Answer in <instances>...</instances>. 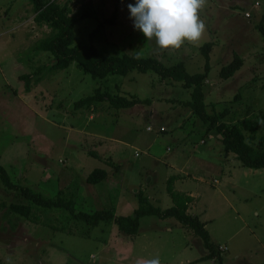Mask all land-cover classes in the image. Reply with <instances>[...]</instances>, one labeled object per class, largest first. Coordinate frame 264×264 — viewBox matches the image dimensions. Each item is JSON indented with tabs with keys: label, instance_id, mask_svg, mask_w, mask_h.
<instances>
[{
	"label": "rangeland",
	"instance_id": "obj_1",
	"mask_svg": "<svg viewBox=\"0 0 264 264\" xmlns=\"http://www.w3.org/2000/svg\"><path fill=\"white\" fill-rule=\"evenodd\" d=\"M134 2L58 0L74 12L88 3L96 9L98 20L76 25L75 44L105 56L153 57L165 66L182 62L193 75L203 71L200 47L212 42L203 86L206 111L227 110L223 121L243 122L246 142L255 152L264 151V38L256 29L264 0H207L200 12L206 25L202 39L165 52L134 30L127 7ZM114 9V24L100 27ZM33 19L28 0H0V166L12 182L46 198L71 200L76 212L128 216L137 208L138 191L154 207H171L166 184L175 176L174 190L195 196L188 211L205 222L223 264H264V169L242 167L223 151L219 135L183 105L190 90L153 73L99 80L75 62L55 70L48 54L32 50L50 33ZM235 55L241 68L222 80L219 71ZM32 72L27 92L19 77ZM96 89L151 103L74 108ZM95 169L107 177L89 184L86 178ZM13 203L27 201L0 184V264H136L155 256L161 264H217L197 261L207 253L202 241L172 218L142 217L138 234L128 237L113 224L92 228L60 209L32 206L38 221H29L9 211Z\"/></svg>",
	"mask_w": 264,
	"mask_h": 264
},
{
	"label": "trees",
	"instance_id": "obj_2",
	"mask_svg": "<svg viewBox=\"0 0 264 264\" xmlns=\"http://www.w3.org/2000/svg\"><path fill=\"white\" fill-rule=\"evenodd\" d=\"M79 1V0H78ZM31 6L34 19L37 25H45L50 29L47 37L34 43L32 50L48 54L51 58V67L55 70L67 69L72 63H77L84 74L93 79L103 80L110 75L127 76L132 72L140 74L153 73L159 80L168 82H180L185 90H190V100L183 103L209 129L219 135V142L223 151L234 154L242 167L259 170L264 169V151L255 152L250 143L246 142L240 124L236 121L226 123L223 118L228 111L224 110L219 114H209L206 111L207 105L204 102L203 86L210 71L209 54L213 43L203 44L199 52L204 57L203 71L197 74H188L182 62L172 66H165L158 59L153 57H134L128 54L105 56L95 47H77L75 44V28L80 21L86 19L98 20L96 9L90 4H81L74 12L69 3H58V0H28ZM117 18V9H114L109 18L102 19L99 26L113 25ZM256 29L264 38V14ZM94 34V33H92ZM242 66V59L235 55L230 63L223 66L219 71L222 80L231 78ZM31 74L22 75L20 81H24L25 91L30 90ZM38 81V79H37ZM238 98V97H236ZM98 102H107L115 109L133 108L140 104H150L149 99L141 100L136 96L113 95L96 89L93 94L86 96L74 103V108L90 107ZM238 122V123H237ZM165 129V128H164ZM166 131V130H165ZM253 140V137L251 138ZM92 156H97L95 153ZM107 173L103 169L93 170L86 178L87 183L97 184L106 179ZM175 176L167 180L166 192L171 198L172 206L166 209L154 207L148 197L142 192L136 193L137 208L131 215L116 216L112 210L95 211L92 213L76 212L71 200L63 197L46 198L41 194L20 185L14 184L6 170L0 166V184L8 191L18 192L27 203H13L9 205V211L29 221L37 222L38 216L34 213L32 206L42 209H60L68 212L69 217L74 221H80L89 227H97L99 224H113L119 233L128 237L138 234L139 221L142 217L155 216L159 219L172 218L183 228L189 230L198 237L207 253L197 261L213 260L217 264H223L219 248L211 241L205 229V222L200 221L196 216L190 214L189 207L194 198L184 192H177L173 188Z\"/></svg>",
	"mask_w": 264,
	"mask_h": 264
},
{
	"label": "clouds",
	"instance_id": "obj_3",
	"mask_svg": "<svg viewBox=\"0 0 264 264\" xmlns=\"http://www.w3.org/2000/svg\"><path fill=\"white\" fill-rule=\"evenodd\" d=\"M207 0H135L129 4V19L134 30L147 41H154L157 51H176L185 44L198 43L206 31L200 18ZM136 264H161L159 256L140 258Z\"/></svg>",
	"mask_w": 264,
	"mask_h": 264
},
{
	"label": "crops",
	"instance_id": "obj_4",
	"mask_svg": "<svg viewBox=\"0 0 264 264\" xmlns=\"http://www.w3.org/2000/svg\"><path fill=\"white\" fill-rule=\"evenodd\" d=\"M161 127V126H160ZM179 160V155H175L174 158H173V161L177 162ZM199 162V161H198ZM188 176V175H187ZM188 194V193H187ZM190 195L191 197L195 198V196L193 194H188ZM193 195V196H192Z\"/></svg>",
	"mask_w": 264,
	"mask_h": 264
},
{
	"label": "built area",
	"instance_id": "obj_5",
	"mask_svg": "<svg viewBox=\"0 0 264 264\" xmlns=\"http://www.w3.org/2000/svg\"><path fill=\"white\" fill-rule=\"evenodd\" d=\"M258 5H259V4H258ZM256 6H257V4H256ZM246 16L249 17V14H246ZM146 130H147V131H151V128L149 127V128H147ZM160 130H161V131H164L165 129H164L163 127H161ZM135 155L138 156V153H136Z\"/></svg>",
	"mask_w": 264,
	"mask_h": 264
}]
</instances>
